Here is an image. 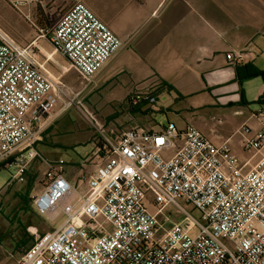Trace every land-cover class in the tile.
Returning <instances> with one entry per match:
<instances>
[{"label":"built area","instance_id":"2783aa9c","mask_svg":"<svg viewBox=\"0 0 264 264\" xmlns=\"http://www.w3.org/2000/svg\"><path fill=\"white\" fill-rule=\"evenodd\" d=\"M3 1L32 24L37 37L23 46L0 26V165L24 182L40 158L46 171L34 207L49 220L66 216L59 228L37 235L19 264H264V156L246 172L248 164H240L229 141L217 146L194 126L135 127L112 136L81 110L94 132V173L75 186L65 177L64 160L42 157L36 146L44 125L56 111L76 105L125 43L82 2L45 31L34 19L38 9L48 8L47 0ZM40 40L69 67L49 57ZM227 59L237 66L249 51ZM71 70L87 82L83 89L64 82ZM130 100L157 103L149 92ZM259 118L262 128L253 137L247 125L236 132L244 135V150L255 154L264 148V110ZM172 206L183 220L165 228L159 214ZM53 210L57 215L50 218L46 212Z\"/></svg>","mask_w":264,"mask_h":264},{"label":"crops","instance_id":"0c3cea01","mask_svg":"<svg viewBox=\"0 0 264 264\" xmlns=\"http://www.w3.org/2000/svg\"><path fill=\"white\" fill-rule=\"evenodd\" d=\"M77 2L86 4L125 43L95 76L94 89L104 85L129 103L126 109L136 118L130 129L154 131L169 123L181 130L194 126L217 146L229 141L240 164H248L246 172L263 158L264 148L257 154L244 150V135L236 132L247 125L253 137L262 128L259 115L264 104L258 102L264 96V76L254 72L264 74V0H47L52 5L48 15L57 19ZM243 50L249 51V59L231 65L227 54ZM142 92L153 94L157 102L160 97L170 99L160 111L172 115L168 123H155L151 111L142 107L144 102L132 104L130 98ZM69 111H56L42 129L38 144L51 142L49 160H64L58 149L69 148L66 140L53 144L51 135L57 131V120ZM199 111L223 123L224 135H209L200 127ZM126 130L107 132L114 136ZM89 142L87 157L70 164L64 160L65 177L75 186L99 164L94 134ZM9 231L15 233L0 224V264H19L34 235L14 238Z\"/></svg>","mask_w":264,"mask_h":264},{"label":"rangeland","instance_id":"374dc122","mask_svg":"<svg viewBox=\"0 0 264 264\" xmlns=\"http://www.w3.org/2000/svg\"><path fill=\"white\" fill-rule=\"evenodd\" d=\"M51 8L52 5L49 4L45 11L38 9V17L34 19L35 24L45 31L51 30L56 21L53 16L48 15L52 12ZM39 19L42 20V22H39ZM0 26L12 36L16 42L23 46L28 45L37 37L36 30L32 24L22 19L19 13L3 0H0ZM38 44L48 53L54 51L52 45L47 40H40ZM41 59L45 60L44 55H41ZM54 59L62 66L65 65V67H69L68 62L60 55H54ZM48 67L55 75L59 74V69L53 63H49ZM105 78L106 76L104 75L102 80ZM63 80L76 91L83 89L87 85V82L74 70L69 71ZM94 81L95 78L92 84L77 99L76 105L71 107L67 114L57 120V126L55 128L57 131L51 133L53 136V144L60 143L58 141L62 142L64 140L69 143V148L59 147L60 149H58V152L61 153V157L69 164L73 163V161H81L88 156L91 150V143L89 140L94 132L83 117L81 110L97 118L100 125L104 127L106 131L110 129H130L135 123L134 121L136 118L133 119L134 117L130 114L131 111L126 109L127 106H130L129 103L122 100L120 94L111 92L104 85L94 89ZM169 102L170 99L164 101L162 97H160V100H158L156 104L144 102L142 107L151 111V114H153L152 119L155 123L164 125L168 123V119L172 115H166L160 111L163 110V107H166ZM196 114H198L196 118L198 125L208 130L209 135H224L225 131L222 129L223 123L217 118H213L212 116H210V119L204 117L209 114L206 111H199ZM54 123L55 121L53 124ZM215 130L218 131L217 134ZM47 142L50 141L45 139L44 142L39 143L37 150L40 151L42 157L49 160L52 158L48 153L53 148L49 147ZM0 166V224L4 223L8 225V227L15 229L14 234L9 231L11 236L14 235V238H18L20 234L25 236V234L32 232L34 239H36L37 235L53 231L65 222L66 216L64 214L60 213L54 220H49L45 215L36 211L34 207L33 198L42 191V187L37 184V182L43 180L46 171V165L40 158L34 160L24 182H18L13 179L15 170L3 168L2 165ZM148 206L152 212L157 211L155 206H153L151 196H149L148 199ZM195 215H197L196 212ZM159 220L165 228H168L177 222L182 223L183 217L180 211L172 206L162 210L159 214Z\"/></svg>","mask_w":264,"mask_h":264},{"label":"bare ground","instance_id":"6f19581e","mask_svg":"<svg viewBox=\"0 0 264 264\" xmlns=\"http://www.w3.org/2000/svg\"><path fill=\"white\" fill-rule=\"evenodd\" d=\"M44 50V49H43ZM44 52L51 57L54 60V55L52 53H48L46 50H44ZM230 144V143H229ZM47 216H49L50 218H54L57 215V211L53 210V211H48L46 212Z\"/></svg>","mask_w":264,"mask_h":264},{"label":"trees","instance_id":"16d2710c","mask_svg":"<svg viewBox=\"0 0 264 264\" xmlns=\"http://www.w3.org/2000/svg\"><path fill=\"white\" fill-rule=\"evenodd\" d=\"M37 17H38V16H37ZM42 19H43V18H42ZM39 22H42V20L39 19ZM254 74H255V75H261V74H262V76H264V74L261 73V72L258 71V70H255ZM258 103H260V104H264V96H262V97L260 98V100H259ZM0 167H1V166H0Z\"/></svg>","mask_w":264,"mask_h":264}]
</instances>
